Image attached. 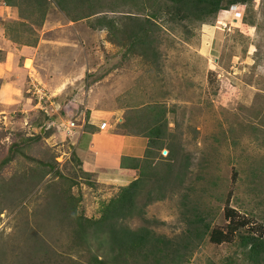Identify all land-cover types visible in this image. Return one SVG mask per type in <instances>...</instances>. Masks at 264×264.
<instances>
[{
    "label": "rangeland",
    "instance_id": "rangeland-1",
    "mask_svg": "<svg viewBox=\"0 0 264 264\" xmlns=\"http://www.w3.org/2000/svg\"><path fill=\"white\" fill-rule=\"evenodd\" d=\"M17 4L11 7L0 1V65H7L0 67V163L12 146L20 145L26 156L53 164L63 178L53 171L40 186H26L28 178L14 193L0 191L4 264H14V249L27 244L26 221L49 245L67 250L69 221L58 226L48 219L53 225L48 228L40 212L51 199L49 186H71V193L81 199L80 210L88 218H99L102 202L134 180L97 183L94 174L87 175L76 161L72 134L59 130L63 121L80 126L86 120L90 93L97 94L94 98L102 96L99 109L123 110V120L126 114L145 118L156 104L166 106L168 133L180 145L178 162L188 163L184 187L168 189L163 200L145 209L144 218L127 222L132 229L149 226L176 240L188 229L193 208L204 214L212 228L223 229L228 196L230 206L250 221V228L264 229V0L220 13L212 25L195 27L189 41L179 31L169 33L165 25L156 63L152 58H125L124 49L111 44L106 30L92 29L89 20L71 22L53 2L43 24L40 14L32 15L25 2ZM36 36L38 55L27 67L33 71L35 64L38 72L33 75L51 96L43 104L45 111L36 108L27 91L29 74L18 61L26 50L23 43ZM61 84L64 91L54 95ZM120 124L117 131L122 132ZM29 137L37 141L25 148ZM37 167L17 155L1 171L0 184ZM227 260L243 264L238 239L221 245L206 239L188 264H227Z\"/></svg>",
    "mask_w": 264,
    "mask_h": 264
},
{
    "label": "trees",
    "instance_id": "trees-1",
    "mask_svg": "<svg viewBox=\"0 0 264 264\" xmlns=\"http://www.w3.org/2000/svg\"><path fill=\"white\" fill-rule=\"evenodd\" d=\"M11 7H18L19 0H0ZM33 14H40L41 24L48 14V5L53 2L64 12L71 22L89 20L94 30H106L111 44L124 49L125 58L140 57L156 63L162 44V30L169 33L179 31L189 41L195 27L212 25L220 13L229 11L233 5H249L252 0H22ZM132 7L131 12L120 9ZM124 13V14H120ZM21 14V13H20ZM109 14H118L110 17ZM22 17H24L22 15ZM21 17V18H22ZM25 25L24 22H21ZM248 25V23L246 22ZM28 34H31L28 33ZM38 38L23 45L35 47ZM149 110V109H148ZM143 116H127L120 124L123 135L140 136L148 139L143 158L121 157L119 169L135 179L100 206L99 218H88L80 210L81 199L71 193V186H49L51 199L40 212L46 226L56 221L63 226L69 221V245L67 250L48 244L37 229L28 226L26 221L25 247H16L14 264H188L195 250L208 239L221 245L234 243L238 239L243 264H264V237L260 228H250V221L230 206L227 197L224 218L227 224L223 229L212 228L204 214L193 208V219L188 218V229L176 240L158 234L149 226L132 229L127 222L144 218L145 209L154 201L163 200L167 191L183 188L187 177L186 159L180 158V145L177 138L168 133L170 123L168 110L162 104L151 106ZM151 113V117H147ZM35 138H25V148H31ZM167 152V155L163 153ZM26 157L38 165L26 170L23 175L14 176L0 184V191L14 193L29 178L26 186H40L45 177L53 171L63 178L53 164H44L31 156H26L20 145L12 146L8 156L0 163V174L16 156ZM75 157V154H73ZM114 160V159H112ZM188 160V159H187ZM76 161L82 166L79 158ZM115 161V160H114ZM178 162V163H177ZM46 168H49L46 169ZM37 169V170H36ZM90 175L89 173H86ZM22 182L21 184L18 183ZM95 187V184H89ZM187 196H185V199ZM188 207V206H187ZM188 209V208H187ZM41 215V214H39ZM35 215V216H39ZM49 219V220H48ZM29 220V219H27ZM38 226V225H37ZM39 228V226H38ZM227 264L236 261L227 260ZM0 264H4L0 258Z\"/></svg>",
    "mask_w": 264,
    "mask_h": 264
},
{
    "label": "crops",
    "instance_id": "crops-1",
    "mask_svg": "<svg viewBox=\"0 0 264 264\" xmlns=\"http://www.w3.org/2000/svg\"><path fill=\"white\" fill-rule=\"evenodd\" d=\"M23 47H26V50H24L25 52L20 58L18 57V61L23 63L24 70L29 74L30 78V73L33 75L37 74L38 71L35 69V64L33 65V71L35 73H33L32 69L30 71L27 63L29 61L32 63L35 61L36 55H38V53H35V50L38 46ZM15 60L16 58L12 59V61ZM3 64L0 67L7 66ZM55 88H57V92L54 95L62 93L65 89L63 84ZM27 91L29 92V89ZM95 95L97 94L90 93L88 96L91 97L89 101L92 103L85 107L86 113L89 114L86 116V120L71 131V140L73 143L76 141V154L82 163V168L86 170V173L94 174L97 183L100 184L106 183L109 180L120 181V179H135L134 175L125 174L118 168L119 159L121 157L143 158L148 146V139L140 136L123 135L117 131L118 125L123 122V110L103 111L99 109L98 106L101 104L102 96L94 98L93 96ZM85 102L86 100H84ZM71 104L75 106L76 103L71 102ZM114 116L117 117L114 119ZM129 183H126V185ZM122 186H125V184Z\"/></svg>",
    "mask_w": 264,
    "mask_h": 264
},
{
    "label": "built area",
    "instance_id": "built-area-1",
    "mask_svg": "<svg viewBox=\"0 0 264 264\" xmlns=\"http://www.w3.org/2000/svg\"><path fill=\"white\" fill-rule=\"evenodd\" d=\"M29 92L37 101V106H39L41 109H44L43 104L50 98L46 88L33 76H31V86ZM74 127V122L64 121L58 128L59 130H64L70 133Z\"/></svg>",
    "mask_w": 264,
    "mask_h": 264
},
{
    "label": "clouds",
    "instance_id": "clouds-1",
    "mask_svg": "<svg viewBox=\"0 0 264 264\" xmlns=\"http://www.w3.org/2000/svg\"><path fill=\"white\" fill-rule=\"evenodd\" d=\"M237 6H242V7H244L245 5H239V4H238V5H233V6L230 7V9L232 10V8H234V7L236 8ZM31 76L34 77V75H30V80H31ZM34 78H35V77H34ZM37 80H38V79H37ZM38 81H39V80H38ZM39 82H40V81H39ZM40 83H41V82H40ZM41 84H42V83H41ZM30 86H31V84H30ZM46 89H47V88H46ZM29 91H30V88H29ZM28 93L31 94L30 92H28ZM48 95H50V94H48ZM31 96H32V94H31ZM32 98H33V100H34L35 103H36V108L39 107V106H37V101L35 100V98H34L33 96H32ZM49 98H51V96H49ZM49 100H50V99H49ZM47 101H48V100H47ZM53 102L55 103V101H53ZM53 102H52V103H53ZM39 108H40V107H39ZM43 108H44V107H43ZM40 109H41V108H40ZM41 111H45V110H44V109H41ZM67 121H71V120H67ZM63 122H64V121H63ZM63 122H62V123H63ZM71 122H73V121H71ZM62 123H61V124H62ZM61 124H59L58 127H59ZM76 127H77V125L75 124V127H74L72 130H74ZM72 130H71V131H72ZM65 132H67V131H65ZM67 133H69V132H67ZM70 134H71V132H70ZM164 155H166L165 152H164Z\"/></svg>",
    "mask_w": 264,
    "mask_h": 264
}]
</instances>
